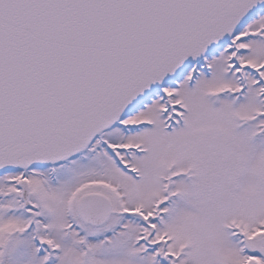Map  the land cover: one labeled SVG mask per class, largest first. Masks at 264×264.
Listing matches in <instances>:
<instances>
[{
	"label": "snow or ice",
	"instance_id": "6c2138e0",
	"mask_svg": "<svg viewBox=\"0 0 264 264\" xmlns=\"http://www.w3.org/2000/svg\"><path fill=\"white\" fill-rule=\"evenodd\" d=\"M0 264H264V0H0Z\"/></svg>",
	"mask_w": 264,
	"mask_h": 264
}]
</instances>
